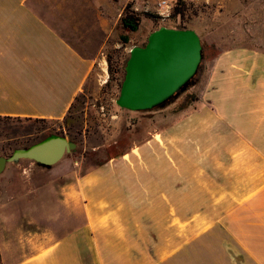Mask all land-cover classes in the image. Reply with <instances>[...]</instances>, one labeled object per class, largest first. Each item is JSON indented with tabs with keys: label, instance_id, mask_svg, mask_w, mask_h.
<instances>
[{
	"label": "rangeland",
	"instance_id": "1",
	"mask_svg": "<svg viewBox=\"0 0 264 264\" xmlns=\"http://www.w3.org/2000/svg\"><path fill=\"white\" fill-rule=\"evenodd\" d=\"M158 1L140 0L137 9L133 5L135 11L149 15L141 17L139 30L130 35L126 47L118 43L117 29L105 46L102 65L96 66L89 86L76 98L66 118L44 124L0 120V157H9L48 133L76 144L74 152L49 168L29 160L5 165L0 174V245L6 252L33 243L48 244L84 223L86 200L76 196L81 191L77 180L95 171L105 178L95 190L98 197L118 208L123 222L142 227L143 264L157 260L159 264H264V233L237 225L236 231L226 233L221 225L235 201L209 197L216 185L223 184L222 195L231 186L226 168L230 153L214 151V144L200 136L171 145L165 138L144 143L151 133L172 126L191 110L187 104L181 106L185 94L150 112H128L116 105L118 81H122L130 48L144 44L160 27L179 25L178 19L170 17L175 0H167L171 5L167 16L160 15L163 10ZM181 1L189 8L185 25L196 32L202 45L200 66L186 88L199 98L218 55L237 46L264 53V0ZM107 57L113 67L121 69L117 81L109 82ZM141 145L138 152L116 160L121 152ZM149 181L154 183L152 187ZM166 195L171 199L161 198ZM201 233L206 247H183ZM235 235L249 247H233ZM172 253L176 258L167 263ZM243 256L249 259L247 263Z\"/></svg>",
	"mask_w": 264,
	"mask_h": 264
},
{
	"label": "crops",
	"instance_id": "2",
	"mask_svg": "<svg viewBox=\"0 0 264 264\" xmlns=\"http://www.w3.org/2000/svg\"><path fill=\"white\" fill-rule=\"evenodd\" d=\"M139 1L0 0V117L66 118L102 65L123 9L128 2L137 9ZM198 103L197 110L151 133L144 143L165 138L171 145L200 136L214 144V151L230 153L226 168L231 186L222 195L223 184L216 185L209 196L235 201L221 229L230 234L237 225L264 233V53L237 46L218 55ZM141 147H130L116 160ZM104 179L93 171L77 180L81 191L76 196L86 200L84 223L48 244L12 252L0 245L2 264H143L142 227L123 222L119 209L98 197L95 190ZM235 236L233 247H249ZM203 237L201 233L183 247L204 248ZM175 258L172 253L167 263Z\"/></svg>",
	"mask_w": 264,
	"mask_h": 264
},
{
	"label": "water",
	"instance_id": "3",
	"mask_svg": "<svg viewBox=\"0 0 264 264\" xmlns=\"http://www.w3.org/2000/svg\"><path fill=\"white\" fill-rule=\"evenodd\" d=\"M201 60L202 45L195 31L168 27L152 31L143 47L130 48L116 105L131 112H145L164 104L195 76ZM75 149L73 141L51 134L14 150L7 158L0 157V174L7 163L19 160L51 167Z\"/></svg>",
	"mask_w": 264,
	"mask_h": 264
},
{
	"label": "trees",
	"instance_id": "4",
	"mask_svg": "<svg viewBox=\"0 0 264 264\" xmlns=\"http://www.w3.org/2000/svg\"><path fill=\"white\" fill-rule=\"evenodd\" d=\"M188 13H189V8L186 6L185 2H183L181 0H175L174 3L172 4L170 17L172 19H175V20L178 19L179 25L173 26V27H168V28L187 29V26L185 25V23H186L185 17L187 16ZM147 15H149V14L148 13H140L138 11H135L133 8L132 2L127 3V5L125 6V8L122 11V14H121V17L119 20V24H118V29L120 31V33L118 35V43L121 45V47H126L131 42L130 41V39H131L130 35L136 33L139 30L141 17L147 16ZM145 44H146V42L144 44H142L141 47H143ZM134 45H137V44H134ZM106 61L108 63L107 71H108V75H109V82L113 81V80L115 81L118 74L122 73L121 69L119 67H113V65L111 64V59L109 57L106 58ZM123 77H124V68H123ZM122 80H123V78H122ZM109 82H107V84H109ZM118 82H119V87H120L122 81L121 82L118 81ZM189 82L178 93H176L171 99L176 98V97L180 96L181 94H185V100H184L185 103H183V105H181L182 108L185 104H187L188 106L192 107L191 110H197V108H198L197 107V101H198L197 95L194 92L186 91V88L189 85ZM171 99H169L164 104H162V105H160V106H158V107H156L150 111H154L156 109L162 108L163 106L168 104V102ZM179 107H180V105H179ZM150 111H145V112H150ZM128 112H130V111H128ZM0 120H16L19 122L36 123V124L37 123L44 124L47 122H58L57 120L19 119V118H10V117H0ZM49 135H51V133L46 134L44 136V138L49 136ZM126 152L127 151L121 152L120 154H118L116 156V158L126 154ZM29 162L34 163L32 161H29ZM43 168H49V167H43Z\"/></svg>",
	"mask_w": 264,
	"mask_h": 264
},
{
	"label": "built area",
	"instance_id": "5",
	"mask_svg": "<svg viewBox=\"0 0 264 264\" xmlns=\"http://www.w3.org/2000/svg\"><path fill=\"white\" fill-rule=\"evenodd\" d=\"M158 7L160 10H163V12L161 11L160 15L167 16L165 14L171 8V5L168 4L167 0H159L158 1Z\"/></svg>",
	"mask_w": 264,
	"mask_h": 264
}]
</instances>
